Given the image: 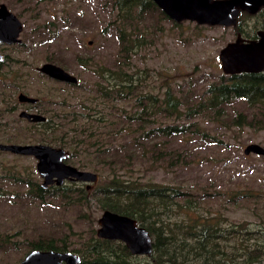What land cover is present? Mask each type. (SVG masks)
<instances>
[{"label":"rangeland","instance_id":"obj_1","mask_svg":"<svg viewBox=\"0 0 264 264\" xmlns=\"http://www.w3.org/2000/svg\"><path fill=\"white\" fill-rule=\"evenodd\" d=\"M148 1L0 0L22 23L18 42H0V144L63 148L97 177L44 188L34 156L0 150V264L35 250L79 264H264V155L244 152L264 148V72L225 74L219 58L264 31V7L224 26L177 21ZM46 62L75 81L43 74ZM236 88L246 94L220 93ZM144 190L174 205L144 210L134 197ZM105 211L146 229L150 253L98 237ZM204 230L221 237L196 244Z\"/></svg>","mask_w":264,"mask_h":264},{"label":"water","instance_id":"obj_2","mask_svg":"<svg viewBox=\"0 0 264 264\" xmlns=\"http://www.w3.org/2000/svg\"><path fill=\"white\" fill-rule=\"evenodd\" d=\"M172 19H182L211 25H229L233 23L240 10L255 12L264 0H153ZM22 30L19 18L5 4H0V42L12 44L18 42ZM222 70L225 74L257 73L264 71V31H258V38L244 40L237 37L224 46L219 53ZM38 70L50 78L74 82L75 77L62 67L46 62ZM20 102L34 103L36 98L23 93L18 95ZM20 116L34 121L42 120L36 113L22 111ZM0 150L14 154L34 156L37 159V171L43 178V187L63 180L96 182L97 177L90 172L76 169L65 160L68 151L48 144H0ZM245 154H263L264 148L257 143H250L244 149ZM98 237L110 241H123L135 255L149 254L150 235L138 227L133 219L105 211L98 221ZM80 259L73 253L56 251H32L19 264H79Z\"/></svg>","mask_w":264,"mask_h":264},{"label":"trees","instance_id":"obj_3","mask_svg":"<svg viewBox=\"0 0 264 264\" xmlns=\"http://www.w3.org/2000/svg\"><path fill=\"white\" fill-rule=\"evenodd\" d=\"M122 1V4L124 3H127V2H133L134 0H121ZM148 1V0H147ZM150 3V1H148ZM50 63V62H49ZM221 94H224V95H227L228 97H231L232 96V93H235V95H245L246 93L244 91H241L240 89L236 88V89H229L228 91L226 90H222V92H220ZM119 95V93H117ZM170 128H164L162 129V131L165 133H168V130ZM172 133H175L178 128H172L171 129ZM161 131V130H159ZM30 144V143H29ZM31 144H36V143H31ZM187 195H183V197H185ZM134 197H139V198H136L137 200H135V204L138 205V206H142V208H144V210L146 209V205L151 203V200L154 199V200H159L161 201L162 203L164 201H169L171 203V205L173 206L174 205V201L172 199V197L165 192L163 191H158V190H150L149 192L148 191H143L142 193L140 194H134ZM110 200H113L110 198ZM186 202H189L188 199H184ZM188 200V201H187ZM121 200L117 201L115 200L116 203H120ZM132 207V205H130ZM141 207H139V209H142ZM161 208V207H160ZM152 230H154L153 228H151ZM146 230V229H145ZM155 231V230H154ZM149 233V232H148ZM200 234V235H199ZM197 236H195L196 238V244H200L199 240H205L207 238H218L220 236V234L217 236H214V235H210V232L208 230H204V232H200ZM221 237V236H220ZM169 238H166L165 236H160V239L158 240L159 241V247H160V244H164L163 242L164 241H167Z\"/></svg>","mask_w":264,"mask_h":264},{"label":"flooded vegetation","instance_id":"obj_4","mask_svg":"<svg viewBox=\"0 0 264 264\" xmlns=\"http://www.w3.org/2000/svg\"><path fill=\"white\" fill-rule=\"evenodd\" d=\"M153 1V0H152ZM262 7H264V4L263 5H261V6H259V8L255 11V12H249V11H247V10H242V11H246V12H248V13H252V14H256ZM240 12V11H239ZM238 12V13H239ZM237 16V15H236ZM235 16V17H236ZM235 19V18H234ZM192 21V20H191ZM196 22V21H195ZM234 22V21H233ZM203 24H207V23H203ZM259 31H262V30H259ZM258 38V32H257V35H256V39ZM1 59V58H0ZM261 72H264V71H260V72H257V73H261ZM244 73H248V72H244ZM37 102V101H36ZM35 103V102H34ZM27 144V143H26ZM31 144V143H30Z\"/></svg>","mask_w":264,"mask_h":264},{"label":"bare ground","instance_id":"obj_5","mask_svg":"<svg viewBox=\"0 0 264 264\" xmlns=\"http://www.w3.org/2000/svg\"><path fill=\"white\" fill-rule=\"evenodd\" d=\"M144 229V228H143ZM147 231V230H146ZM148 232V231H147ZM151 244H152V240H151Z\"/></svg>","mask_w":264,"mask_h":264}]
</instances>
